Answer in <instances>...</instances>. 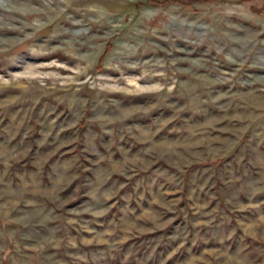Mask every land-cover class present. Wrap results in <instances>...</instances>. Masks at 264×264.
Wrapping results in <instances>:
<instances>
[{
  "label": "rangeland",
  "instance_id": "obj_1",
  "mask_svg": "<svg viewBox=\"0 0 264 264\" xmlns=\"http://www.w3.org/2000/svg\"><path fill=\"white\" fill-rule=\"evenodd\" d=\"M0 264H264V0H0Z\"/></svg>",
  "mask_w": 264,
  "mask_h": 264
},
{
  "label": "trees",
  "instance_id": "obj_2",
  "mask_svg": "<svg viewBox=\"0 0 264 264\" xmlns=\"http://www.w3.org/2000/svg\"><path fill=\"white\" fill-rule=\"evenodd\" d=\"M187 1V0H186Z\"/></svg>",
  "mask_w": 264,
  "mask_h": 264
}]
</instances>
